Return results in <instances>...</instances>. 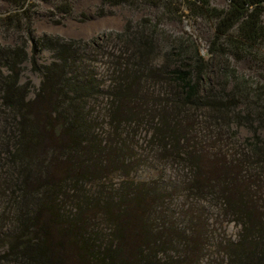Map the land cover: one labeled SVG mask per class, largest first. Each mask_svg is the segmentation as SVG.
<instances>
[{"label": "trees", "instance_id": "16d2710c", "mask_svg": "<svg viewBox=\"0 0 264 264\" xmlns=\"http://www.w3.org/2000/svg\"><path fill=\"white\" fill-rule=\"evenodd\" d=\"M225 1L100 0V14L109 5L154 13L86 42L34 33L39 4L67 16L68 0H0V31L14 36L0 43V264H177L172 251L196 250L193 230L153 225V185H125L115 201L85 193L124 164L121 140L98 131V105L115 133L147 123L160 155L189 167L187 189L228 210L240 231L222 264H264V0ZM184 18L210 24L205 54L193 33L162 27ZM43 50L48 62L38 60ZM233 60L251 63L255 79ZM26 62L36 88L20 80ZM241 126L251 135L227 157L188 143L199 128L218 137ZM99 213L107 243L90 225Z\"/></svg>", "mask_w": 264, "mask_h": 264}, {"label": "rangeland", "instance_id": "374dc122", "mask_svg": "<svg viewBox=\"0 0 264 264\" xmlns=\"http://www.w3.org/2000/svg\"><path fill=\"white\" fill-rule=\"evenodd\" d=\"M72 5V14L63 15L56 13L48 4H39L34 15V33L36 36L43 34L56 35L65 39L90 41L98 39L106 34L121 32L128 21H137L142 16L153 15L154 10L145 8L132 10L126 6L109 5L104 7V13H98L100 0H68ZM216 6H224L225 0H211ZM4 7V6H3ZM2 7V8H3ZM163 29L173 34L182 32L193 33L200 43L202 54L206 52V39L210 36L212 28L205 21L192 23L184 18L182 21H164ZM14 36H4L0 31V43L12 44ZM51 53L43 50L40 54V62H48ZM233 66L242 74L252 80L255 79L254 66L247 60L232 61ZM103 72V64H99ZM21 82L30 81L33 88L38 87L40 77L30 70L29 62L24 63V71ZM33 91V90H32ZM33 97V92L29 93ZM98 122V131L106 140L112 143L121 140L119 147H122L124 164L114 169L113 172L102 176L98 181H91L84 189L87 195L94 197L96 194L102 196H114V201L121 193L123 186L129 187H150L158 190L156 198L158 209L154 217L153 225L161 227L160 224L172 226L174 232L184 230L188 237L190 230L196 234L197 248L190 251L184 257L174 255V259L181 260L177 264H222L225 260L223 245L227 240L236 239L240 226L237 225L220 203L217 196L212 195L196 197L193 191L187 189L190 178V169L184 163H175L172 160L164 159L155 144L149 141V125L145 122H129L121 126V134L113 131V126L105 116L103 106ZM224 135H217L206 129H197L195 136L190 138L189 144L194 142L197 147H202L206 153H218L222 157L228 156L233 151H238L245 138L251 135L248 127L241 126L233 128ZM118 134V135H117ZM194 145V146H195ZM219 158V157H217ZM137 185V186H135ZM264 192V184L261 186ZM213 194V193H212ZM256 194H259L256 193ZM3 198L0 197V214L3 210ZM68 209H71L68 206ZM162 218V219H159ZM91 228L94 235L102 243H107L110 232V223L99 213L91 220ZM163 241V240H162ZM1 251V249H0Z\"/></svg>", "mask_w": 264, "mask_h": 264}]
</instances>
